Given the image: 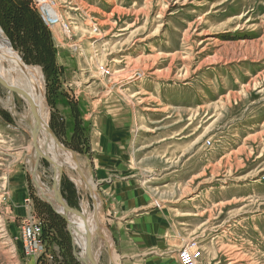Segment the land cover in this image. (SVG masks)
<instances>
[{"label": "rangeland", "instance_id": "374dc122", "mask_svg": "<svg viewBox=\"0 0 264 264\" xmlns=\"http://www.w3.org/2000/svg\"><path fill=\"white\" fill-rule=\"evenodd\" d=\"M50 2L56 25L32 0H0V28L40 69L49 126L80 159L61 193L101 214L99 264H117L114 226L119 264H170L184 248L196 264H264V0ZM1 99L0 264H84ZM37 168L51 189L52 165ZM31 223L42 246L28 255Z\"/></svg>", "mask_w": 264, "mask_h": 264}, {"label": "bare ground", "instance_id": "6f19581e", "mask_svg": "<svg viewBox=\"0 0 264 264\" xmlns=\"http://www.w3.org/2000/svg\"><path fill=\"white\" fill-rule=\"evenodd\" d=\"M40 1L42 2L44 9L50 14V11L54 8L52 7L50 0ZM56 14L59 13L55 8V15ZM65 30L67 31L68 29ZM0 85L6 90V95L4 94L5 97L2 99L0 97L1 102L11 112L13 117L17 119L18 124L25 127L31 135H33L35 130L38 131L36 146L34 145V142H32L33 152L30 159L31 171L36 169L41 158H47L55 164V166L53 165L55 168L52 166L55 178H58L62 171L70 173L73 169H75V171L77 170V173L82 174V168L80 169L79 167L80 159L78 156L56 139V135H53L54 132H50L51 128L48 121V107L45 102V89L40 69L28 65L22 60L18 53L14 51V48H12L1 28ZM33 107L35 108V111ZM36 149L40 150L41 155L37 154ZM39 174L38 171L35 172L39 193L52 204L57 212L61 214L65 213L66 209L63 203L57 199L55 189L53 187L51 189L46 188L41 181ZM79 176L76 177L78 178V183L85 186L89 185L87 177L84 176L86 179H83V176L81 178ZM93 196L95 197V200H97V196L94 192ZM99 205L100 204L98 203V206ZM86 208L87 207L85 206V208L80 211V214L67 211V216L70 221L68 226L74 239L78 259L84 263L87 236L89 234L91 236V247L94 260L96 264H99V257L101 255L102 247L105 244L104 242H109L110 239L101 229V214L97 211L96 217L91 209V212H88V208ZM111 254L113 261L119 264L117 253L113 252Z\"/></svg>", "mask_w": 264, "mask_h": 264}, {"label": "built area", "instance_id": "2783aa9c", "mask_svg": "<svg viewBox=\"0 0 264 264\" xmlns=\"http://www.w3.org/2000/svg\"><path fill=\"white\" fill-rule=\"evenodd\" d=\"M35 3L36 8H40L39 11L45 19L46 22L52 25H56L60 22V15L52 16L48 13L47 10L42 6L40 0H32ZM42 227L38 224L34 225L33 223L26 225L23 228L22 235V251L26 254H33L40 250L41 243V233ZM179 257L182 264H196V255L192 253L188 248H184L179 252Z\"/></svg>", "mask_w": 264, "mask_h": 264}, {"label": "water", "instance_id": "95a60500", "mask_svg": "<svg viewBox=\"0 0 264 264\" xmlns=\"http://www.w3.org/2000/svg\"><path fill=\"white\" fill-rule=\"evenodd\" d=\"M34 107L36 108V106L34 105ZM33 107V109H34V111H35V108ZM39 125V124H38ZM50 132H53L52 130L50 131ZM38 134V131L37 130H35L34 131V133H33V135H32V137H33V142H34V145L36 146V143H37V135ZM53 135H54V133H53ZM56 137V136H55ZM58 137H56V139H57ZM37 151V154L38 155H41V152H40V150L39 149H36ZM52 166L54 165L55 166V164L54 163H52L49 159H47V158H45ZM53 166V168H55ZM37 171V166H36V169L34 170V171H32V173H31V178H32V181H33V183H34V185L36 186V188L38 189V187H37V181H36V178H35V172ZM61 181H62V172H61V174H60V176L58 177V178H54L53 179V188L55 189V192H56V197H57V199L59 200V201H61L62 203H63V205H64V207H65V209H66V212L65 213H63V214H61V213H59L62 217H63V219L67 222V224L69 225L70 224V221H69V219H68V216H67V211H70V212H73V213H76V214H80V211L77 209V208H74V207H72V206H70L67 202H66V200L63 198V196H62V193H61ZM39 190V189H38ZM42 197H43V199L45 200V201H47L46 199H45V197L43 196V195H41ZM51 206H52V204L49 202V201H47ZM57 211V210H56ZM109 245V244H108ZM108 248H109V251H110V245L108 246ZM84 263L85 264H96V262H95V260H94V256H93V253H92V247H91V236L88 234V236H87V245H86V256H85V258H84Z\"/></svg>", "mask_w": 264, "mask_h": 264}, {"label": "crops", "instance_id": "0c3cea01", "mask_svg": "<svg viewBox=\"0 0 264 264\" xmlns=\"http://www.w3.org/2000/svg\"><path fill=\"white\" fill-rule=\"evenodd\" d=\"M112 230H113L114 237H117V242H118V246H117V254H118V252H119V254H120L121 256L126 255V254L124 253V251L122 250V249H123V248H122V239H123V237H122V233H121V231L118 230V228L115 227V226L113 227ZM179 260H180V259L174 257V258L170 261V264H181ZM123 264H124V262H123ZM136 264H145V263H143V262H137Z\"/></svg>", "mask_w": 264, "mask_h": 264}, {"label": "trees", "instance_id": "16d2710c", "mask_svg": "<svg viewBox=\"0 0 264 264\" xmlns=\"http://www.w3.org/2000/svg\"><path fill=\"white\" fill-rule=\"evenodd\" d=\"M19 4H21V3H19ZM19 4H18V5H19ZM26 9H27V10H26V13H27L28 15H30L31 17H32V16H33V17H37L36 13H34V11H32V9H31L30 7H29V8L27 7ZM33 17H32V18H33Z\"/></svg>", "mask_w": 264, "mask_h": 264}]
</instances>
